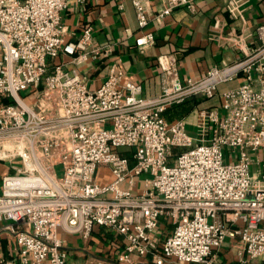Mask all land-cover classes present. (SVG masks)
<instances>
[{
  "label": "built area",
  "instance_id": "1",
  "mask_svg": "<svg viewBox=\"0 0 264 264\" xmlns=\"http://www.w3.org/2000/svg\"><path fill=\"white\" fill-rule=\"evenodd\" d=\"M131 1L144 50L155 43L149 0ZM157 1L159 18L196 2ZM67 4L0 0V161L12 170L0 180V264H67L62 232L89 238L96 225L123 237L126 264H218L228 239L241 262L264 259V23L218 34L240 55L199 77L183 79L177 55L160 54L162 91L144 96L116 62L90 86L80 67L107 60L112 45L91 26L70 39ZM239 77L220 92L222 113L199 110L195 135L183 116L166 117Z\"/></svg>",
  "mask_w": 264,
  "mask_h": 264
},
{
  "label": "crops",
  "instance_id": "2",
  "mask_svg": "<svg viewBox=\"0 0 264 264\" xmlns=\"http://www.w3.org/2000/svg\"><path fill=\"white\" fill-rule=\"evenodd\" d=\"M234 1L240 10L236 15L228 7L229 0H196L194 10L180 6L159 18L156 15L162 4L149 0L151 19L145 30L154 33L155 43L144 50L135 41L140 30L131 0H124L123 8L119 7L117 0H87L85 3L68 0L62 21L67 26L70 39H74L86 26H91L96 42L112 45V54L107 60L102 63L93 60L80 67L88 75L91 87L98 86L116 62L127 78L142 83L144 96H155L162 91L164 82L163 71L157 63V57L162 53L177 55L183 79L199 77L212 66H222L238 59L239 52L231 46L221 45L217 36L239 32L243 26L254 33L255 27L264 23V0ZM127 28L130 32L126 31ZM255 37L253 35L250 40L257 43ZM242 80L239 77L223 83L213 98H192L169 109L165 115L170 120L183 116L187 131L194 130L196 134L199 110L219 107L222 113L220 92L237 86ZM10 172L9 166L0 161V180L3 174ZM62 236L68 250L67 264H126L117 258L124 248L123 237L109 228L96 225L89 238L67 232H62ZM235 244V239H228L222 245L218 250V264H264V259L241 262ZM2 249L9 254L6 238L1 239ZM144 260L150 261L149 258Z\"/></svg>",
  "mask_w": 264,
  "mask_h": 264
},
{
  "label": "rangeland",
  "instance_id": "3",
  "mask_svg": "<svg viewBox=\"0 0 264 264\" xmlns=\"http://www.w3.org/2000/svg\"><path fill=\"white\" fill-rule=\"evenodd\" d=\"M188 131L191 132L192 134L194 133V130H188ZM194 134H195V133H194ZM230 151H231V149H230L229 147L224 148V153H225V156H226V157L229 155ZM231 153H232V152H231ZM226 157H225V158H226ZM105 169H106L105 167H100L99 172L101 173V175L104 174ZM57 170H58L59 174H62V166H61V165H57ZM106 171H107L106 175L109 176L110 174H109L108 169H107Z\"/></svg>",
  "mask_w": 264,
  "mask_h": 264
}]
</instances>
